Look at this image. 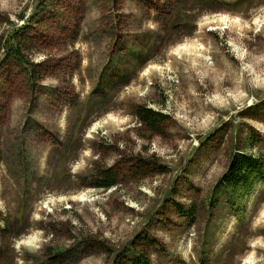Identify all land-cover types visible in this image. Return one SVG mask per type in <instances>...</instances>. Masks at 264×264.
Here are the masks:
<instances>
[{
  "label": "rangeland",
  "instance_id": "1",
  "mask_svg": "<svg viewBox=\"0 0 264 264\" xmlns=\"http://www.w3.org/2000/svg\"><path fill=\"white\" fill-rule=\"evenodd\" d=\"M41 2L0 0V264H264V181L217 188L264 162V0Z\"/></svg>",
  "mask_w": 264,
  "mask_h": 264
},
{
  "label": "trees",
  "instance_id": "2",
  "mask_svg": "<svg viewBox=\"0 0 264 264\" xmlns=\"http://www.w3.org/2000/svg\"><path fill=\"white\" fill-rule=\"evenodd\" d=\"M111 1L115 4L119 2V0ZM45 2L46 0H42L40 4L44 5ZM32 42L33 41L27 34H24L23 30H19L18 32L15 31L11 34L9 39L5 40L7 54L4 56L1 65H5L8 59H15L20 64H25L31 68L29 72L30 80L34 81L35 65L25 56V48L29 44L32 45ZM137 115L153 133L161 134L158 130V124L161 120L167 119V116H163L148 108H140L137 111ZM99 178H101V188H111L116 185L115 175L113 174L110 175L104 172ZM259 181H264V162L252 156L235 154L231 159L226 173L218 181L217 188L219 187V192H227L226 195L228 196V201L233 210L239 211L242 208V198H239L240 194L237 192L246 193ZM179 211L183 216H193L192 211L186 213L183 211L182 207H179ZM115 264H149V262L146 257L140 255L130 261H122L119 258L116 260Z\"/></svg>",
  "mask_w": 264,
  "mask_h": 264
}]
</instances>
